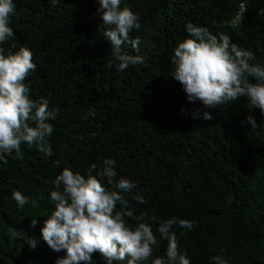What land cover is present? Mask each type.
<instances>
[{
    "label": "trees",
    "instance_id": "16d2710c",
    "mask_svg": "<svg viewBox=\"0 0 264 264\" xmlns=\"http://www.w3.org/2000/svg\"><path fill=\"white\" fill-rule=\"evenodd\" d=\"M0 264H264V0L0 2Z\"/></svg>",
    "mask_w": 264,
    "mask_h": 264
},
{
    "label": "built area",
    "instance_id": "2783aa9c",
    "mask_svg": "<svg viewBox=\"0 0 264 264\" xmlns=\"http://www.w3.org/2000/svg\"><path fill=\"white\" fill-rule=\"evenodd\" d=\"M8 139H9V137H8ZM9 140H7V142H8ZM10 142L12 143V140L10 139Z\"/></svg>",
    "mask_w": 264,
    "mask_h": 264
},
{
    "label": "clouds",
    "instance_id": "9594fccd",
    "mask_svg": "<svg viewBox=\"0 0 264 264\" xmlns=\"http://www.w3.org/2000/svg\"><path fill=\"white\" fill-rule=\"evenodd\" d=\"M4 0H0V2H3Z\"/></svg>",
    "mask_w": 264,
    "mask_h": 264
}]
</instances>
